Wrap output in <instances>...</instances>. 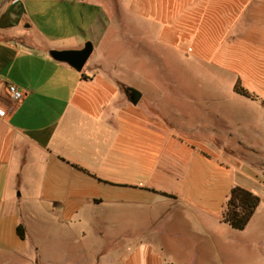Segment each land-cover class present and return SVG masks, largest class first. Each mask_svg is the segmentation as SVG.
I'll use <instances>...</instances> for the list:
<instances>
[{"label":"crops","instance_id":"1","mask_svg":"<svg viewBox=\"0 0 264 264\" xmlns=\"http://www.w3.org/2000/svg\"><path fill=\"white\" fill-rule=\"evenodd\" d=\"M124 2L189 60L193 128L131 105L99 59L51 60L110 42L96 0H0V264H264V0ZM233 187L259 199L243 231L222 222Z\"/></svg>","mask_w":264,"mask_h":264},{"label":"rangeland","instance_id":"2","mask_svg":"<svg viewBox=\"0 0 264 264\" xmlns=\"http://www.w3.org/2000/svg\"><path fill=\"white\" fill-rule=\"evenodd\" d=\"M85 7L88 13L106 12L115 22L110 42L100 45L95 42V55L85 67L99 59L103 70L120 85L144 95L141 105L150 99L159 104L165 118L193 128V117L185 113L188 100L183 99L193 94V72L186 66L189 60L159 44L157 25L144 21L145 25L143 20L131 15L124 0H96L95 8ZM174 99H178L175 104ZM257 132H248L259 151L252 159H264V131Z\"/></svg>","mask_w":264,"mask_h":264},{"label":"trees","instance_id":"3","mask_svg":"<svg viewBox=\"0 0 264 264\" xmlns=\"http://www.w3.org/2000/svg\"><path fill=\"white\" fill-rule=\"evenodd\" d=\"M233 92L248 100H254L256 98L253 94L243 89L239 82H236L234 85ZM258 204L259 199L255 195L239 187H233L224 205L222 222L227 224L232 230L243 231L253 216ZM17 234L21 240L24 239V232L21 226L17 227Z\"/></svg>","mask_w":264,"mask_h":264},{"label":"water","instance_id":"4","mask_svg":"<svg viewBox=\"0 0 264 264\" xmlns=\"http://www.w3.org/2000/svg\"><path fill=\"white\" fill-rule=\"evenodd\" d=\"M92 50L91 43H85L81 50L50 51L48 55L54 62L65 64L75 72L81 73ZM124 94L127 96L129 103L133 106H136L141 99V93L134 89H125Z\"/></svg>","mask_w":264,"mask_h":264},{"label":"built area","instance_id":"5","mask_svg":"<svg viewBox=\"0 0 264 264\" xmlns=\"http://www.w3.org/2000/svg\"><path fill=\"white\" fill-rule=\"evenodd\" d=\"M8 93L12 102H18L22 98V94L14 86L8 87Z\"/></svg>","mask_w":264,"mask_h":264}]
</instances>
